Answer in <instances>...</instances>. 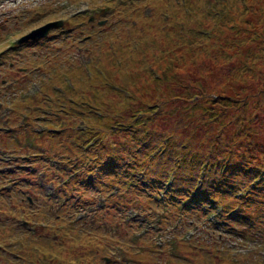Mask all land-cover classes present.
Listing matches in <instances>:
<instances>
[{
  "label": "trees",
  "instance_id": "16d2710c",
  "mask_svg": "<svg viewBox=\"0 0 264 264\" xmlns=\"http://www.w3.org/2000/svg\"><path fill=\"white\" fill-rule=\"evenodd\" d=\"M242 3L244 12L240 14L228 12L225 5H222V10L215 8V13H220L214 18L217 27L212 31L200 29L198 36L202 35L203 40L191 35L187 41H182L176 21L169 20L170 28H161L158 32L164 38L165 49L160 51L152 64H146L144 55L138 54L140 57L135 63L145 65L143 67L149 85L140 86L137 93L128 92L127 96H123L112 90L113 84L116 87L118 85L115 82L116 71L110 69L113 64L109 54L104 66L91 71V78L87 79L88 87L82 94L84 98L77 100L72 109L75 118H81L83 114L91 117V120H86V124L89 138L94 139L92 145L98 146L95 151L97 157L93 155L98 164L103 153L109 158L108 169L122 166L120 161L125 157L128 161L124 164H128L130 170L143 168V180L148 183L151 193L160 189L156 188V182L162 185V182L172 180V186L165 195V203L150 200V204H156L158 208L166 205L169 211L167 217H176L178 213L185 215L183 224L194 221L191 219L192 213L198 217L202 214L200 206L211 208L210 201L222 208L224 218L236 219L238 214L245 213L248 208L251 212L255 210L252 199L257 195L262 194L264 199V77L257 72L258 85L251 92L243 76V73L259 69L254 60L262 61L260 51L258 57L251 58L243 48L248 44L258 49L256 45L264 44V17H260L257 0H242ZM225 9H228L226 13ZM249 11L256 19L254 22L247 19ZM191 15L190 9V15L187 14L186 18ZM228 24H232L234 29L232 36H224L231 28ZM144 31H149L147 25ZM144 36L138 40L143 42ZM211 42L220 49L210 54L212 65H208L203 61L208 58L204 48ZM130 43L131 40L127 41L124 48L119 49L120 55L122 51L131 49ZM232 51L237 66L217 75V84H210L209 76L217 73L215 65L230 61L229 52ZM180 63L183 67L179 66ZM197 63H200V67L195 73L186 71L185 67H195ZM182 73L185 77L181 76ZM135 78L141 80L139 73L135 74ZM98 86L102 92L100 101L96 98ZM113 94L119 96L118 101ZM100 107L104 115L98 120L94 114ZM157 121L168 122L170 127L159 130ZM73 149L75 155L80 153L78 148ZM143 165H147L148 169ZM105 178L108 183L116 182L114 177L105 175ZM195 188L197 191L191 198L189 195ZM134 191L139 193V189L128 193ZM143 208L147 210V206ZM261 208L264 209V202ZM148 209L155 208L150 205ZM106 211H111V208L107 207ZM112 216L105 214V219ZM75 229H69L62 222L57 232L71 236L74 242L83 238L80 244L84 247L93 234L88 232V235H78ZM60 238L63 239V236ZM104 239L107 240L100 236L95 240L98 248L102 249L100 252L108 251V246L101 244ZM108 240L110 243L114 241V245L120 243L117 239ZM141 240V237L133 238L130 234L129 242L118 246L128 256L126 261L141 262L140 257L144 255L145 248L141 252L135 250L141 247ZM21 244L25 249H18L19 253L13 252L17 259L11 264H25L32 253L41 255V263L37 264H98L95 261L97 253L91 249L85 257L77 255L68 260L55 255L52 247L38 242L31 243L26 239ZM32 246L36 249L33 252ZM64 249L63 246L60 248L62 252ZM1 251L0 257L7 263L9 259L2 256Z\"/></svg>",
  "mask_w": 264,
  "mask_h": 264
},
{
  "label": "rangeland",
  "instance_id": "374dc122",
  "mask_svg": "<svg viewBox=\"0 0 264 264\" xmlns=\"http://www.w3.org/2000/svg\"><path fill=\"white\" fill-rule=\"evenodd\" d=\"M106 1L108 0H0V54H4L3 56H0V90H3V93L0 94V129H2L0 130V177L4 176L5 173L8 176L9 172L15 171L13 176L10 174L9 177L16 179L17 181L21 180L22 182L25 181L27 183L25 185V191L29 194L28 198L31 201L30 209L35 208L34 210H36V208L39 207L45 210V212L41 210L45 214L51 212L52 210L49 209L50 205L44 199L43 193H56L57 188L55 185L53 187L52 185L47 184L49 181H42V183L41 180H38V177H40L41 173L46 170L48 177H50L52 174L50 168L52 167V170L59 168V166L55 168L56 161L53 158H58L56 153L59 152L58 150L60 149L61 145L60 142H62L61 140L65 139L66 137L63 136V134L60 136L55 135L54 141L52 140L56 143L55 145H53L52 141L49 142V139L45 138L41 141V145L32 146V144H28V142L25 140L24 143L18 144L17 146V144L10 143L8 141L4 130L6 128L15 129L13 132L14 135L20 134L22 135V138L26 132H29V134H27V139L29 140V137L33 135V133L41 132L40 134H50V132L46 131L48 126L58 129L59 124H65L66 121L68 127V124L71 121L70 119H72L71 117H68V119L65 120L66 117L62 118V116L57 117L56 115L50 116V114L57 112L58 109L52 111V109L49 110V107L47 108L46 105H43L41 108H39V110H35L34 107L31 109H26L23 107L25 105L20 104L21 102L19 97L32 94L38 90L40 91L41 88L44 90V88L41 87L43 80L40 79L46 78L47 74L53 75L54 73V71H49L50 62L53 64L57 63V65H62V63L65 64L67 62L68 64H72V62H76L74 60L77 59V52L76 48L71 47L70 43L65 42L60 33L55 30L54 32L49 33L54 34V36L45 40V42H39L37 44L30 45L29 47L24 46L17 51H10L9 49L14 46L16 37L22 34L18 33L21 30L23 31L31 28L41 27L50 20H63L72 17L74 16L73 13L78 10L87 9L88 14L91 15L96 13L100 8L106 7V5H102ZM112 1L115 5H119L120 3L129 5L132 3L131 0ZM257 1L259 3L258 7L260 8V17L263 18L264 0ZM197 2L198 3L192 18V22L190 23L186 33L183 34L182 41H187L191 35H196L197 40H203L202 35H199L200 37L198 36V31L200 29L204 28V31H212L213 28L217 27V22L215 21L214 16L219 15L220 13H215L214 9L212 8L214 7L213 4L215 1L198 0ZM220 3L221 5H219V8H221V10L222 5H225L229 9V11L228 9H225L224 13L227 11L231 12L232 14H236L237 12L240 14V12H244L241 8L243 5L242 0H220ZM140 6H142V11H144L146 8H144V1L140 3ZM163 6L164 3L158 0L154 1V5H150V9L147 11L149 14H151L152 21H154V24H152V28H154V30L149 31L150 37L145 36L143 42H141L140 49L137 52L134 51L136 52L135 56H138V54L141 53L144 55L145 61L147 60V62L150 63L155 60L156 56H159L160 51L165 49L164 38H160L159 36L158 38H154V36L157 34V31L159 30L156 29V27L158 26L159 28L162 25V21L160 22V19L158 18L160 15H162V13H164V9L168 7L165 6L163 8ZM107 11L111 12L110 10ZM145 15L146 13H144V16ZM102 19H107L108 23L106 26L109 29L111 22H114L113 31L116 34L119 33L118 35L122 33H120L121 24H119L120 19H118V17L112 19V16H110L109 13ZM247 19L252 22L256 20L250 11L248 12ZM131 20L134 21L135 19L132 17ZM158 21L161 24L160 26ZM198 23H200V25H198ZM130 25H132L131 21H129L127 24H123L124 32L128 36L133 35V38L138 40L139 35L143 34L142 28H144L146 24L144 21H142V19H140L137 21L138 27L135 31L129 29L131 28ZM228 25L230 27L232 26V24ZM97 29L98 28L95 24L91 30L90 27H88V30H90L92 36H94L95 39L98 37L99 40L105 41V37H107L106 34L109 32V30L97 33ZM93 33H96V35ZM112 34L113 32H110L109 35ZM126 34L121 35L126 36ZM84 35L86 34H83V36ZM232 35H234L233 27L228 28L227 33L224 34V36ZM212 42L209 43L208 47L204 48V52L207 53L208 58L204 59L203 61L208 65H212L210 54L220 49L218 45ZM260 45H256L258 46V49H254L248 44L243 48L246 52V55L250 56L251 58H255L256 56L258 57L257 53L259 51L261 52L259 54H261L262 61L259 62L254 60L255 65H258L259 69L253 72L243 73V76L246 78L251 92H254L256 90V86L258 85L259 75L257 72L262 73V77H264V44ZM233 53V51L229 52V57L231 58L230 61L215 65L217 73L209 76L210 84H217V75H220L223 73V71L227 72L230 67L237 66L238 62L236 58H233L235 57ZM252 53L256 55H253ZM80 57L81 59L85 58V60H87L84 56L80 55ZM39 65L44 67V71L35 72L33 69L37 68ZM143 66L144 65L137 66L133 64H127L125 65L123 71H117V77L121 83L124 79L129 81L125 89L132 94L137 93L140 86L144 87L146 84L149 85ZM179 66L183 67L182 63H180ZM199 67L200 63H197L195 67H185V69L186 71L188 70L195 73ZM161 69L163 70L164 67H161ZM186 71L184 70V73H186ZM137 73H139L141 76V80H137L135 78V74ZM184 73L181 74L182 77H185ZM239 74L240 73H237V75ZM3 81H5L7 86L11 85V83L14 84H12L10 88H6L5 85L2 84ZM57 88L60 90L63 89L62 86H57ZM91 88L93 89V84ZM50 96L54 97V93L52 92ZM76 96H79V92L76 93ZM113 96L116 101L119 100V96L115 94H113ZM57 97H60L59 106L66 108L68 101L63 100L62 97H64V95H58ZM76 99L80 100L79 98ZM110 99H113V97ZM119 107L122 108V105ZM59 113L61 114V112ZM35 114H39V116L44 115L48 117V119H42L43 117H38L40 120L36 121L35 117L37 116H35ZM24 116L30 117L29 121L23 122ZM53 117L56 118V120H53ZM30 122L32 124H30ZM157 123H159L157 124V128L159 130H166L170 127L168 122L165 123L157 121ZM43 129L45 130L43 131ZM51 134H56V132ZM33 137L34 136H31V138ZM5 139L7 141H5ZM71 140L69 139V142ZM73 146L75 145L73 144ZM19 148L22 149L21 152H19ZM33 152L41 155L43 158V163H39L37 165L33 164L32 166L34 167L38 166L35 168L37 169L35 173L36 177L34 176L29 180H25L27 176L19 172L20 169L17 167V163L12 164L11 161L12 159L19 160L18 156L21 154L28 156ZM37 161L40 160L37 159ZM49 161H51V165H49ZM71 161L75 162L74 156L71 158ZM125 161L128 160L124 157V159H122L120 162L124 164ZM60 164L63 165L61 162ZM25 166L27 167L26 169L29 168V165ZM143 166L148 169L147 165ZM61 167L62 166H60V168ZM28 170V172H30V169ZM72 172L73 171H69L68 173L72 174ZM105 174H107V177H113L114 174L125 176L128 175L129 178V174L125 169V165L114 169H106ZM53 177L56 176L54 175ZM30 182H33V184ZM9 184L10 183H4V187L6 188V186ZM112 184L113 183L110 182L104 186H102V184L99 185L102 186V190L104 193H106L111 189ZM156 187H160L159 182H156ZM235 191L236 190L233 192ZM78 193H80V191L77 190L74 194V199L73 196L71 197L68 194V202L61 198L62 195L59 196L57 199L58 208L60 210L62 208L63 211L58 212V215H56L58 216V219L54 218L55 215H50L51 218L49 221H42L45 223L46 229L37 230L38 237H34L32 239L33 242H38L41 245L52 247L53 253L55 255L62 256L68 260L71 257H77V255L85 257L88 255V251L91 249L92 252L97 253L95 261L98 264H264V209L261 208L264 199L262 198V194H259L254 199H252V202L255 203V210H252L251 212L250 208H248L245 213L241 212L238 214L239 216L236 218V220H232L233 223L228 222V226H223L222 224L217 223V221L220 219L216 218L215 215H210L211 213L206 208L200 207L201 210L204 209V211L202 210V214L198 217L196 214L192 213L191 219H194V221L187 223V225L180 227L176 223V217H168L165 221V224L160 225V227H156L152 222H145V224L139 228L137 222L131 224L128 227L122 224L124 216L125 218L131 216L132 211H130V208H137L142 212L146 210L143 208L145 201L144 199H141V194L134 191V193H131L125 197L121 196L119 198L118 201H120V204L119 202L115 204L116 210L112 209L111 204L109 205L112 210L109 212V214L113 215L111 218L107 217V219H102V217H100V221L97 223L94 222L92 227L89 224V219L84 221L88 223L86 227L82 226V224L72 225L76 227L75 230L77 231L78 235L86 234L85 231L87 230H90L91 232L93 231V235L88 238L87 244L82 247L80 243L83 241V238L79 239L80 242L79 240L74 242L71 236H67V234H59V232H56L54 229L56 225L62 224L61 222L67 223V220H74L76 217L82 218L83 214L86 212H90L94 207L96 209L102 205L103 196L100 195V192L95 193L93 189L90 194H83L85 197L89 198L88 200L90 205L84 204V199H82V203L76 205L74 204L76 197L75 195ZM20 201L21 202L14 201L12 203L9 201V197L7 195H3V197L0 196V226L3 229L2 231H4L3 233H11L4 235L0 233V236L2 237L0 243H2V245L8 246L11 243L10 239L16 241L17 244L22 242L19 240V237L30 236V233L26 229L21 228L18 222V216L22 212L20 209L18 210L17 207L20 205V203L26 206L24 201ZM25 201H27V199ZM204 216H207V219L210 222L205 220ZM63 218L66 220L63 221ZM139 218H142V213L139 215ZM31 221L36 222V220ZM221 222H226V220H221ZM192 223L196 227L190 228ZM33 225L36 229V223ZM146 229L151 230L149 234L144 235L140 241L141 243L139 245H141V247L135 249L136 251L139 250L141 252L143 247L145 248L144 255L140 257L141 262L126 261L128 256L125 254V252L124 254L123 252H121L122 254L120 252L117 253V249H114V241L110 243L108 240L109 238L115 240L117 239L120 241V244L129 242L131 233L142 234L143 230ZM32 230L34 229L32 228ZM60 236H63V239H61ZM97 236L107 238V240L104 239L103 243L101 244L107 245L108 251L106 250L105 252H100L102 249L100 250L97 246V243L95 242L96 238H99ZM53 238L56 239V242L53 241ZM16 244L12 247L11 251L17 252L23 248L25 249V247H21L19 244ZM62 246L65 248L63 252L60 250ZM31 251H33V246L31 247ZM22 253L24 254V251ZM110 253L112 254L110 255ZM40 257L41 255L38 253L34 255L32 253L30 259H27L25 264H36L37 262L41 263L39 261ZM105 258H108L109 260L107 263L104 261ZM4 261L5 260L0 259V264H3ZM11 263L12 262L10 261L9 264Z\"/></svg>",
  "mask_w": 264,
  "mask_h": 264
},
{
  "label": "water",
  "instance_id": "95a60500",
  "mask_svg": "<svg viewBox=\"0 0 264 264\" xmlns=\"http://www.w3.org/2000/svg\"><path fill=\"white\" fill-rule=\"evenodd\" d=\"M45 29H48V28H45ZM46 33V30H44V33L42 35H39V36H44Z\"/></svg>",
  "mask_w": 264,
  "mask_h": 264
}]
</instances>
